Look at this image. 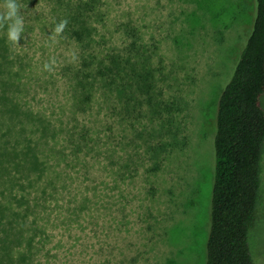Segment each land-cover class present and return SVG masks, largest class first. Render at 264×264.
I'll use <instances>...</instances> for the list:
<instances>
[{"label":"rangeland","instance_id":"rangeland-1","mask_svg":"<svg viewBox=\"0 0 264 264\" xmlns=\"http://www.w3.org/2000/svg\"><path fill=\"white\" fill-rule=\"evenodd\" d=\"M101 1L95 38L104 34L124 52L129 24L152 64L153 86L147 94L134 90L135 112L128 117L112 116L99 96L85 109L73 107L63 67L75 55L51 27L52 0H33L21 10L24 33L11 50L32 69L21 72L23 107L66 133L75 123L101 129L102 136L113 130L112 157L103 149L74 154L62 135L55 138L70 164L55 165L60 183L44 196L46 208L36 210L31 258L37 264H204L217 100L250 30L254 0ZM249 245L256 264H264V214Z\"/></svg>","mask_w":264,"mask_h":264},{"label":"trees","instance_id":"trees-1","mask_svg":"<svg viewBox=\"0 0 264 264\" xmlns=\"http://www.w3.org/2000/svg\"><path fill=\"white\" fill-rule=\"evenodd\" d=\"M32 1L17 0L22 9ZM52 3L51 27L67 20L59 36L74 50L72 62L63 67L73 107L85 109L99 96L112 116H130L137 101L134 90L147 94L153 86L152 64L135 27L124 25L130 40L120 52L112 39L105 41L104 34L95 38V22L103 20L101 0ZM6 29L7 24L0 28V264H37L31 258L36 210L46 208L44 196L60 183L55 165L66 161L55 138L62 135L74 154L84 148L103 149L112 157L113 130L102 136L101 129L92 131L85 124L77 129L75 123L66 133L63 125L55 126L24 108L20 98L26 84L21 82V72L30 75L32 69L27 59L12 53ZM263 97L264 0H254L250 30L217 100L204 264H256L249 238L264 214ZM103 138L104 147L99 146ZM30 213L29 226L24 220Z\"/></svg>","mask_w":264,"mask_h":264},{"label":"clouds","instance_id":"clouds-1","mask_svg":"<svg viewBox=\"0 0 264 264\" xmlns=\"http://www.w3.org/2000/svg\"><path fill=\"white\" fill-rule=\"evenodd\" d=\"M3 7L4 11L0 13V28L7 24V40L18 45V40L22 38V34L24 33V17L21 14L22 7L17 0H3ZM67 23V20H61L56 24L54 32L57 36L63 33ZM54 63V60L51 63H46L44 69L52 71Z\"/></svg>","mask_w":264,"mask_h":264}]
</instances>
